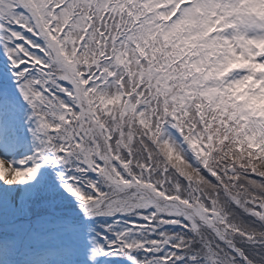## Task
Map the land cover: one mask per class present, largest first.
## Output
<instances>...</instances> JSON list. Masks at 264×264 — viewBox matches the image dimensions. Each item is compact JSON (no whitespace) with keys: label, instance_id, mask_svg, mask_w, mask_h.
I'll list each match as a JSON object with an SVG mask.
<instances>
[{"label":"snow or ice","instance_id":"snow-or-ice-1","mask_svg":"<svg viewBox=\"0 0 264 264\" xmlns=\"http://www.w3.org/2000/svg\"><path fill=\"white\" fill-rule=\"evenodd\" d=\"M0 264H264V0H0Z\"/></svg>","mask_w":264,"mask_h":264}]
</instances>
